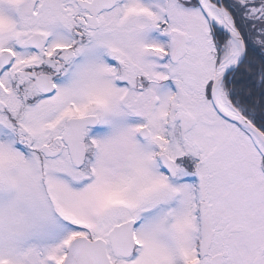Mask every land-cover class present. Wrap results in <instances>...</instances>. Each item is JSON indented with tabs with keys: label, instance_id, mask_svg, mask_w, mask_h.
<instances>
[{
	"label": "snow or ice",
	"instance_id": "1",
	"mask_svg": "<svg viewBox=\"0 0 264 264\" xmlns=\"http://www.w3.org/2000/svg\"><path fill=\"white\" fill-rule=\"evenodd\" d=\"M0 264H264V0H0Z\"/></svg>",
	"mask_w": 264,
	"mask_h": 264
}]
</instances>
